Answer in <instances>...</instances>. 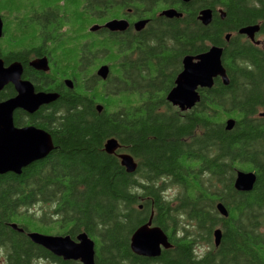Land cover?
<instances>
[{"label":"trees","instance_id":"1","mask_svg":"<svg viewBox=\"0 0 264 264\" xmlns=\"http://www.w3.org/2000/svg\"><path fill=\"white\" fill-rule=\"evenodd\" d=\"M37 3L10 0L6 7L14 16ZM5 4L0 0V7ZM184 4L189 9L182 17L154 29L152 47L138 44L143 51L124 58L122 65L118 54L111 56V81L90 69L85 89L76 67L80 61L72 53L67 62L75 64L77 84L54 105L64 113L37 111L29 117V123L51 134L53 149L19 174H0V264H80L55 257L32 242L27 231L71 237L85 232L94 241L95 264H264V48L238 33L258 24L264 34V3ZM207 7L214 15L203 24L197 12ZM30 30L0 37V58L25 64V54L16 49L32 41ZM212 45L223 47L228 84L218 76L210 88H199L200 99L190 109L172 106L166 95L182 58ZM5 98L4 87L0 100ZM228 118L234 119L231 129H226ZM111 137L119 146L107 153L103 145ZM123 151L137 160L132 172L120 163L117 154ZM235 169L255 172L251 190L235 189ZM171 188L174 193L168 195ZM34 206L39 216L30 212ZM151 215V224L170 242L156 257L130 248L132 233ZM214 228L220 230L215 256L198 259L197 240L212 241L208 234Z\"/></svg>","mask_w":264,"mask_h":264},{"label":"flooded vegetation","instance_id":"2","mask_svg":"<svg viewBox=\"0 0 264 264\" xmlns=\"http://www.w3.org/2000/svg\"><path fill=\"white\" fill-rule=\"evenodd\" d=\"M8 1L10 0H5V6L0 7V19L2 22L0 37L4 36L6 38L8 37L7 34L15 35L17 29H19L20 34L27 35L31 32L30 28H33L34 36L31 38L32 41L20 47V49H16V51L25 54V64L17 59L5 60L4 58L5 61L2 60L5 66L15 62L20 63L22 66L21 79L29 81L34 88V92H46L57 95L50 102L40 105L34 112L21 108L16 109L13 112V122L16 127L20 128L25 126L40 128L37 125H33L34 123H29L30 115L37 111H41L45 115L56 111L55 116L62 115L64 109L61 107L55 108V101L65 91H67L66 93L71 92L73 86L77 84L78 74L72 72V67H75V64L67 62L72 57V53H77L76 59L80 63L76 64V67H78V73L81 75L83 87L85 85V89H87L90 80V69H94L95 75H97V69L101 66H106L109 72L111 68L109 59L113 54H118L117 58H115L116 62L122 65L124 58L131 59L132 56L136 57L137 54L143 51V49L141 50L138 47V44L152 47L155 38L154 29L168 20L182 17L184 12L189 9V7L184 6V2H189L190 0H180V2L176 0H38L39 3L29 6L25 11L26 13L14 16L6 7ZM246 1L251 4L264 3V0ZM167 9H174L181 15L167 16L162 13V11ZM203 9L211 10L212 19L214 12L208 7L200 8L197 16ZM14 11L16 12V10ZM216 11L221 16H224L221 8ZM74 19H79V21ZM111 20H118L115 28L107 26V23ZM20 23H23L24 28H18ZM239 34L244 35V39L251 44L264 48V34L260 33L259 25L253 37H249L245 33ZM96 43L99 47L96 46ZM11 51L13 50H7V52ZM128 55L130 56L128 57ZM39 59L46 61L47 68L45 70L32 65L33 61ZM116 67H118L117 64ZM108 72L105 78L97 76L102 80L111 81ZM40 73L43 75H40ZM4 87L6 92L5 99L16 95L17 91L12 83H8ZM96 106L97 103L95 104ZM39 115L36 119L37 121H39ZM16 122L19 124H16ZM43 130L46 131L45 129ZM46 132L50 135L52 146L54 147L51 134L48 131ZM121 153L126 152H119L117 156ZM133 159L137 164L135 156H133ZM238 170L235 169L234 180ZM216 229H213L214 232ZM81 232H78L74 237L68 235L73 241L77 242V236ZM214 232L212 231L211 234H208L212 241H206L201 236L197 240L195 253L198 259L211 255L215 256L219 241L216 242ZM95 253L94 249V262ZM53 255L63 259L60 256ZM67 261L82 264L78 259H68ZM54 264L60 263L55 262Z\"/></svg>","mask_w":264,"mask_h":264},{"label":"water","instance_id":"3","mask_svg":"<svg viewBox=\"0 0 264 264\" xmlns=\"http://www.w3.org/2000/svg\"><path fill=\"white\" fill-rule=\"evenodd\" d=\"M188 1V0H184ZM167 16H180L174 9L162 11ZM203 24L211 21V10L203 9L198 16ZM118 20H111L107 26L115 28ZM2 22L0 19V34ZM258 25L245 26L239 29V33H245L253 37ZM229 37V34L225 36ZM223 47L212 45L206 51L196 55H186L182 58V69L174 79L173 87L168 91L166 100L180 110L190 109L200 99L199 88H210L214 78L221 77L224 84H228L225 68L221 62ZM36 68L46 69L44 59L33 61ZM108 69L101 66L96 74L102 78L107 76ZM22 66L15 62L5 66L0 58V91L8 83H12L17 91L16 95L0 100V174L13 172L19 174L23 167L33 161L45 157L52 149L50 135L43 129L34 126L16 127L13 122L14 110L21 108L29 112H34L40 105L48 103L56 98V94L46 92H34V88L29 81L21 79ZM97 110L101 106L97 105ZM234 119L226 120V129H231ZM119 146L118 140L114 137L108 138L103 145L107 153H113ZM120 163L127 172H132L136 168V162L129 153L118 155ZM256 175L253 171L238 170L234 180V187L238 191H249L252 189ZM218 211L226 216L228 214L225 207L217 204ZM151 217L147 223L139 226L130 237V248L138 255L156 257L160 254L161 248L170 246L165 232L158 226L151 224ZM11 227L22 231V228L15 223ZM216 242L219 241L220 230L214 232ZM30 240L51 253L62 257L64 260H80L82 264H95L94 262V242L85 232L77 236V242L73 241L68 234H47L38 231H28Z\"/></svg>","mask_w":264,"mask_h":264},{"label":"rangeland","instance_id":"4","mask_svg":"<svg viewBox=\"0 0 264 264\" xmlns=\"http://www.w3.org/2000/svg\"><path fill=\"white\" fill-rule=\"evenodd\" d=\"M174 193V189L171 188L168 190V195L173 194ZM30 212L34 213L35 215L39 216L41 214V210L39 209V207L36 208V206L30 208ZM0 262H3V255L0 254Z\"/></svg>","mask_w":264,"mask_h":264},{"label":"bare ground","instance_id":"5","mask_svg":"<svg viewBox=\"0 0 264 264\" xmlns=\"http://www.w3.org/2000/svg\"><path fill=\"white\" fill-rule=\"evenodd\" d=\"M97 105H100V104H97ZM101 106V105H100ZM101 108H102V106H101ZM15 111V110H14ZM228 119H230V118H228ZM167 235V234H166Z\"/></svg>","mask_w":264,"mask_h":264}]
</instances>
